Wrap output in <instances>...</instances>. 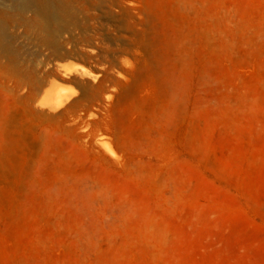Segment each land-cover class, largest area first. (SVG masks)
I'll list each match as a JSON object with an SVG mask.
<instances>
[{
    "label": "rangeland",
    "instance_id": "374dc122",
    "mask_svg": "<svg viewBox=\"0 0 264 264\" xmlns=\"http://www.w3.org/2000/svg\"><path fill=\"white\" fill-rule=\"evenodd\" d=\"M130 1L0 0V264H264V0Z\"/></svg>",
    "mask_w": 264,
    "mask_h": 264
},
{
    "label": "bare ground",
    "instance_id": "6f19581e",
    "mask_svg": "<svg viewBox=\"0 0 264 264\" xmlns=\"http://www.w3.org/2000/svg\"><path fill=\"white\" fill-rule=\"evenodd\" d=\"M17 1H18V6L22 9H32V8L35 9L37 13L36 14L37 17L35 20L36 22L35 29L37 30L39 28L37 31L40 33H42V31L45 32L51 26L54 25L59 26L60 24H63L62 22L66 20V16H67L66 11L63 12L62 10L55 9L52 6L50 0H17ZM63 1L67 3L69 7L72 6L73 3H77V1L88 3L92 7V9L106 10V12L108 11L107 12L108 14L114 12L115 13L121 12V11H123L124 13V10L129 12V10H131L129 7L132 6V2L130 0H63ZM181 4L179 3L180 5L179 7H181ZM69 14L70 13H68V15ZM6 20L7 18L5 17V15L0 14V55L2 56L6 54H12L10 50L11 48L8 46L6 42V33H5ZM56 48L57 51L62 52V54H66V55L71 54V51L66 50V48L60 43L57 44ZM111 50L109 51L111 52ZM14 56L15 57H13L10 62L5 61L6 62L5 64L0 63V73H2L4 77H8V79L16 80V88L18 92L24 90L25 89L24 87H26V85L32 86L36 90L32 99L33 101H35L37 97L40 96L41 94V90L43 88L42 86L43 81H41V79H38L35 74L33 75L27 69L22 67L19 63V60L18 62L16 60V54ZM70 98H71L70 96L66 97L63 94L51 95L50 97L45 99L46 104H44V106L48 104L49 106L59 107L64 103H66Z\"/></svg>",
    "mask_w": 264,
    "mask_h": 264
}]
</instances>
